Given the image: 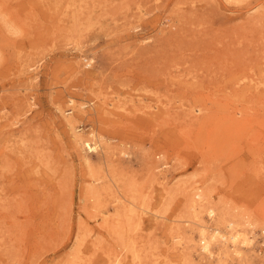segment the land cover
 I'll return each mask as SVG.
<instances>
[{"label":"rangeland","instance_id":"rangeland-1","mask_svg":"<svg viewBox=\"0 0 264 264\" xmlns=\"http://www.w3.org/2000/svg\"><path fill=\"white\" fill-rule=\"evenodd\" d=\"M0 264H264V0H0Z\"/></svg>","mask_w":264,"mask_h":264},{"label":"bare ground","instance_id":"bare-ground-1","mask_svg":"<svg viewBox=\"0 0 264 264\" xmlns=\"http://www.w3.org/2000/svg\"><path fill=\"white\" fill-rule=\"evenodd\" d=\"M85 144H89L86 142ZM91 150L96 149V145L89 147ZM208 213L210 217L213 218L215 215V209L213 207H210L208 209ZM232 220V219H231ZM218 222V221H217ZM198 230H199V235H200V249L206 253L209 257H214L215 250H213L214 245L217 244V241L221 240L224 244V247H228L229 245H232L234 250L233 252L236 255H240L241 251L239 246L244 245V246H250L252 244V239H250L247 235H245L242 231H240L237 228L233 227V222H227V230L223 231L221 230L218 226H214L211 228L212 230L209 232L207 230L208 226L206 223H202L201 221L198 222ZM210 227V226H209ZM210 230V229H209ZM209 232V233H208ZM205 255V254H204Z\"/></svg>","mask_w":264,"mask_h":264}]
</instances>
